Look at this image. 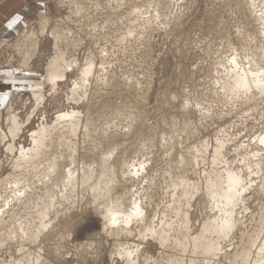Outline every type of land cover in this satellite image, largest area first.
<instances>
[{
	"label": "rangeland",
	"instance_id": "rangeland-1",
	"mask_svg": "<svg viewBox=\"0 0 264 264\" xmlns=\"http://www.w3.org/2000/svg\"><path fill=\"white\" fill-rule=\"evenodd\" d=\"M45 1L0 66L27 55L43 73L61 52L72 68L55 86L42 76L37 96L9 89L0 105V264H253L264 239V94L237 85L264 44V0ZM34 132L53 134L46 160L29 166ZM229 170L246 187L237 222L227 238L205 234L219 247L204 254L198 239L220 214L212 194ZM134 202L142 215L105 222L107 207ZM248 249L247 263L235 255Z\"/></svg>",
	"mask_w": 264,
	"mask_h": 264
},
{
	"label": "bare ground",
	"instance_id": "bare-ground-1",
	"mask_svg": "<svg viewBox=\"0 0 264 264\" xmlns=\"http://www.w3.org/2000/svg\"><path fill=\"white\" fill-rule=\"evenodd\" d=\"M260 18H261V20H263L262 21L263 22L262 23L263 24V26H262L263 28H261L260 30H261V33L264 35V15H262V17H260ZM55 37L59 38L60 37V33L56 32ZM57 38H55L56 39V43H58V39ZM54 46L56 48V45L55 44H54ZM258 50H259L258 53L254 54L250 58L249 68L243 72L242 81L241 82L238 81V84L239 83L241 84V87L240 88H243L244 89L245 87H247L248 89L257 90L258 91V94L262 95V94H264V88H261L258 85V83H257V80H259L260 77L255 76L254 74L260 73V72L264 71V44H262L258 48ZM30 59L31 58L29 56L26 55V57H25L23 55V58H21V60L18 63L19 66L21 68H29V66H30L29 61H30ZM235 64H236V61H235ZM91 67H92V64L90 63V64L86 65L84 69H80V77H78V81L75 82V88H76V90L78 88H83L84 86L88 85V83L90 81L88 75L92 71L91 70H87L86 68L89 69ZM71 68H72V65H70V64L67 63L64 54L61 53V52H55L54 53V56L49 59L46 67L44 68V71H43V81L45 82V84H51V85L55 86L56 85V81L58 79L64 78L65 72L68 69H71ZM233 75H235V74H233ZM236 77H237V75H236ZM235 80L237 81L238 79L236 78ZM234 88H235V86H234ZM240 88L237 89L238 93H240L242 91H245V90H242L241 91ZM32 93H33V96H37V94H39L37 90H36V92H32ZM254 96H255V94H254ZM68 115L69 114H67V113H63V114H60L59 117H62L63 118V117H66ZM75 120L76 119L71 120L72 122H69V124L73 128V130H72L73 132H75L76 129L74 127H76V125H77V122ZM21 127H22V124L17 120L16 116L12 114L10 116V118H9V132L12 135V137H15L20 132ZM60 131L61 130H58L56 132H58V134H59ZM56 132L54 131V134ZM52 134H48L47 136H43V134L42 135H39V132H34L32 134V139L34 140L35 144H37V146L35 145L36 148L35 147L33 148L34 149V152L33 153H30L31 155H29V156H23V158L24 157H27V159H28V162L27 163L29 164V166H33L34 164L37 165L39 162L46 160V158L48 156V150H49L48 148L50 146V143H51L50 141L52 139ZM59 135H61V134H59ZM55 137H56V135H55ZM262 137H264V135ZM42 148H44V151H42V153H41L40 152L41 151L40 149H42ZM45 150H46V152H45ZM26 154H27V152L21 151V155H26ZM51 167H54V165L51 166ZM117 170H118V168H117ZM103 171H101V172H103ZM107 173H108V171H107ZM107 173H106V175H108ZM226 173H225L226 176L224 178V184H225V186H222L219 190H216L212 194V196H213L214 199L218 197L219 199H217V201L220 200V203L221 204H224V205L219 208V213L220 214L218 216H215L212 219H210L207 222H205V224L202 226V232H201V235L199 236V239H198V240H200L199 243L202 245L201 248L203 249L204 254H208V252L210 250L216 251V249L219 247L218 241L215 242V241L210 240L209 238H207V236H205V234H207V233H214V234L217 235L218 239L227 238L229 236L230 232L235 227L236 222H237L236 219L234 218V215H233V207H235L236 203L240 200L239 198L241 196L235 197V201H237V202H233V199L232 198L235 196V193L234 192H230L229 189L232 187V185H231V178H232V176L233 175H236V176H239L241 179H242V176H241V174L239 172H234V171H230V170L228 172L226 171ZM256 173L257 174L258 173H262V168L256 170ZM88 174H90V173H88ZM111 177H112V175H111ZM113 178H111V179H113ZM115 178H116V176H115ZM262 179L264 180V176H262ZM66 180H67L66 183H69V184L73 185V177H72L71 174H69V175L66 176ZM182 183H184V182H182ZM243 187H244V185H243ZM177 188H179V186H177ZM181 188H182V186H181ZM183 189H184V187H183ZM119 201L121 202L122 200H119ZM122 203H123V201H122ZM134 206L138 207L139 210H140V212H142L141 205H139V204H137L135 202L131 206H128L127 205L128 208L126 210L119 209V214H114V212L112 211L113 209L107 207L105 213L103 214L104 215L105 222H107V224L108 223L109 224L110 223H120V224H123V223L125 224L126 223V224H128L132 220V216H138V215H135L134 214ZM113 218H115V222H113ZM147 221H148V219H145V222H147ZM182 223H183V221H182ZM107 224L105 223L104 226H107ZM225 225H229L231 227V231H228L226 234H225V231H224ZM247 236H246V239H247ZM253 239H254V237H253ZM183 244H184V241H183ZM253 246H254V244H253ZM235 255L238 258H241L243 260V262H246L247 263L248 262L247 260H248L249 255H250V250L249 249L248 250H242V252L240 251L239 254H235ZM232 258H234V257H232ZM238 258H237V260H239ZM263 260H264V239L261 242L260 246L258 247V250L256 252V256L253 259V264H262L264 262Z\"/></svg>",
	"mask_w": 264,
	"mask_h": 264
},
{
	"label": "crops",
	"instance_id": "crops-1",
	"mask_svg": "<svg viewBox=\"0 0 264 264\" xmlns=\"http://www.w3.org/2000/svg\"><path fill=\"white\" fill-rule=\"evenodd\" d=\"M45 0H0V50L12 42L28 23L50 7ZM43 73L36 67L0 66V105H4L9 89L31 91L41 89Z\"/></svg>",
	"mask_w": 264,
	"mask_h": 264
},
{
	"label": "snow or ice",
	"instance_id": "snow-or-ice-1",
	"mask_svg": "<svg viewBox=\"0 0 264 264\" xmlns=\"http://www.w3.org/2000/svg\"><path fill=\"white\" fill-rule=\"evenodd\" d=\"M230 63H235V60L233 59V61H230ZM254 75L260 77V79L257 80V83L261 88H264V71H262L260 73H256ZM239 87H241V85L238 84L237 88H239ZM245 91H250V89L245 87ZM260 142L262 144H264V137L261 138ZM141 167H143V166H141ZM249 171H251V169H249ZM231 185H232V187L229 189V191L235 193V196L232 199H233V202H237V201H235V197L241 196L244 193V191H246V188L243 187L244 181L239 176L233 175L231 178ZM134 214L135 215H142L143 213L140 212L138 207L134 206ZM113 222H115V218H113ZM224 231L226 234L228 231H231V227L229 225H225Z\"/></svg>",
	"mask_w": 264,
	"mask_h": 264
}]
</instances>
